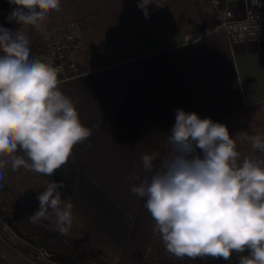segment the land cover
Segmentation results:
<instances>
[{
  "label": "crops",
  "instance_id": "crops-1",
  "mask_svg": "<svg viewBox=\"0 0 264 264\" xmlns=\"http://www.w3.org/2000/svg\"><path fill=\"white\" fill-rule=\"evenodd\" d=\"M100 2L80 32L78 73L58 85L91 136L52 176L10 165L5 176L38 209L39 192L63 180L71 230L92 228L123 264H142L155 222L129 177L143 178V154H168L178 109L203 118L264 102V41L233 44L220 25L223 7L240 15L244 0H155L165 5H148L147 19L138 0ZM7 17L0 0V26L12 29Z\"/></svg>",
  "mask_w": 264,
  "mask_h": 264
},
{
  "label": "clouds",
  "instance_id": "clouds-1",
  "mask_svg": "<svg viewBox=\"0 0 264 264\" xmlns=\"http://www.w3.org/2000/svg\"><path fill=\"white\" fill-rule=\"evenodd\" d=\"M8 2L16 7L7 20L21 27L0 26V182L9 165L13 171L24 167L52 176L68 162L74 146L92 134L58 87L61 70L50 61L30 59V41L22 30L39 27L49 13L60 10L61 0ZM153 3L138 0L146 19ZM241 139L253 153H264V135L243 133ZM167 141L171 154H143V178L129 177L139 180L131 191L144 200L167 252L178 259L225 261L236 253L238 264H264V161L241 159L225 124L182 109ZM65 187L63 180L48 183L29 222L54 216L56 230L67 235L73 205L62 199Z\"/></svg>",
  "mask_w": 264,
  "mask_h": 264
},
{
  "label": "trees",
  "instance_id": "trees-1",
  "mask_svg": "<svg viewBox=\"0 0 264 264\" xmlns=\"http://www.w3.org/2000/svg\"><path fill=\"white\" fill-rule=\"evenodd\" d=\"M7 15L16 7L10 5L8 0H2ZM100 0H61L59 11H52L39 27L27 26L22 28L30 41V59L40 56L47 57L50 43L46 37L48 28L70 23L80 32L85 27L88 17L100 11ZM12 30L21 26L15 21L10 22ZM204 118L213 122L225 124L230 136L235 140L241 159L252 156L254 159L264 161V153H253L250 143L241 139L243 133L248 135H264V102L247 107L223 111ZM171 134V131L168 135ZM167 135V136H168ZM163 141L168 154L172 153L171 145ZM0 264H32L26 259L29 248H42L50 253V259L62 264H123L118 258L117 249L101 242V237L92 228L81 231L71 230L67 235L60 234L55 228V219L41 220L31 223L28 217L38 210L16 189L5 176L0 182ZM8 223L10 228L21 239L9 240L3 233L2 225ZM92 229V230H91ZM245 255L247 253H244ZM146 261L154 264H238V256L233 253L231 261L223 259H178L162 247L160 234L149 240L146 251ZM142 264H146L142 262Z\"/></svg>",
  "mask_w": 264,
  "mask_h": 264
},
{
  "label": "built area",
  "instance_id": "built-area-1",
  "mask_svg": "<svg viewBox=\"0 0 264 264\" xmlns=\"http://www.w3.org/2000/svg\"><path fill=\"white\" fill-rule=\"evenodd\" d=\"M223 2L224 0H212L214 6H219ZM220 25L233 44L264 41V0H244L243 13L240 15L235 14L232 8L224 6ZM46 37L50 43V50L48 56L41 61H50L61 70L58 79L77 74L79 69L76 53L81 47L80 31L74 25L64 23L48 28ZM184 39L191 41L192 36L185 34ZM2 228L7 239H20L7 224H3ZM162 247L166 249L163 243ZM27 250L29 253L26 254V259L32 264H62L51 260L50 253L42 248Z\"/></svg>",
  "mask_w": 264,
  "mask_h": 264
},
{
  "label": "rangeland",
  "instance_id": "rangeland-1",
  "mask_svg": "<svg viewBox=\"0 0 264 264\" xmlns=\"http://www.w3.org/2000/svg\"><path fill=\"white\" fill-rule=\"evenodd\" d=\"M19 191V190H18ZM4 224H7L9 227H10V225L8 224V223H4ZM0 235H1V232H0ZM20 240V239H19ZM21 241V240H20ZM146 256V255H145ZM143 257V259H142V262H145L146 264H154V263H151V262H149L148 260L146 261V257ZM119 258V257H118Z\"/></svg>",
  "mask_w": 264,
  "mask_h": 264
}]
</instances>
